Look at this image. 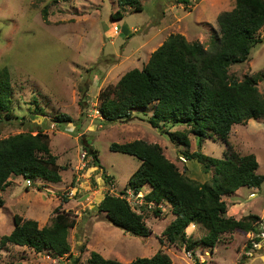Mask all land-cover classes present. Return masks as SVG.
Masks as SVG:
<instances>
[{
	"label": "rangeland",
	"instance_id": "rangeland-1",
	"mask_svg": "<svg viewBox=\"0 0 264 264\" xmlns=\"http://www.w3.org/2000/svg\"><path fill=\"white\" fill-rule=\"evenodd\" d=\"M140 2L142 11L131 12L129 7L122 9L117 0H0V70L9 69L11 109L17 115L0 121V138L43 130L50 135L52 153L63 167L58 183L41 181L27 187L30 184L23 177L11 181L3 192L0 238L14 229L15 214L38 217L43 226L51 223L59 207L78 221L70 230L71 256L55 258L47 252L9 245L0 252V264H87L91 251L129 263L137 257L153 256L160 249L171 256L173 264H198L195 259L205 264H264V236L257 232L223 233L214 250L197 246L186 251L182 242L160 243L164 229L175 216L168 205L162 207L165 210L159 217L145 208L144 218L151 231L147 237L122 230L96 209L107 192L118 195L125 190L140 165L134 156L111 151L114 142L143 139L158 143L181 171L188 168L192 178L205 182L212 176L204 173L197 161H186L182 153L185 146L172 141L167 133L187 130L186 125L153 127L148 119L155 105L135 111L128 121H103L99 94L105 87L116 85L127 71L142 68L171 33L212 49L213 36L219 32L218 16L232 10L235 0ZM44 7L48 20L43 15ZM118 9L124 16L115 20L111 14ZM261 35L264 38V27ZM258 73L262 78L259 90L264 93V39L251 49L247 61L230 67V74L239 79ZM60 114H69L73 122L56 123ZM190 138V151H195L198 142ZM229 142L242 155L258 154V173L264 174V118L235 124ZM85 147L99 151L102 167L93 164ZM228 150L229 145L215 137L206 139L202 146L205 154L217 158H223ZM150 190L146 185L135 196L128 190L127 199L136 211L141 212L143 195ZM250 194L255 196L247 201ZM223 199L228 204V216H238L236 205L244 203L243 213L262 215L255 225L260 232L264 230V183L258 189L241 187ZM188 230L191 232V228ZM206 234L207 229L196 225L190 235L199 241ZM254 242H259L258 248Z\"/></svg>",
	"mask_w": 264,
	"mask_h": 264
},
{
	"label": "trees",
	"instance_id": "trees-1",
	"mask_svg": "<svg viewBox=\"0 0 264 264\" xmlns=\"http://www.w3.org/2000/svg\"><path fill=\"white\" fill-rule=\"evenodd\" d=\"M117 2L122 9L131 8V12L143 9L140 0ZM42 11L46 18L47 7ZM123 16L121 9L111 14L115 20ZM217 21L219 32L213 36L212 49L200 41H189L180 33H171L142 68L127 71L116 85L105 87L99 94L103 121H128L135 111H146L155 105L148 119L153 127L162 129L169 123L187 126V130L165 132L172 141L185 146L183 158L197 161L204 173L212 175L210 179L201 182L192 178L187 167L181 171L158 143L143 139L114 142L110 145L111 151L134 156L140 160V165L130 176L125 190L118 195L107 192L96 207L113 225L132 235L147 237L151 231L144 218L145 208H151L159 217L165 210L162 207L168 205L175 218L164 229L160 243L164 240L182 242L186 251L195 250L197 246L214 250L223 233L260 232L256 226L261 220L259 215L250 213L240 219L228 216V204L223 197L231 196L241 187L260 188L264 183V174L258 173L256 155H242L229 142L235 124L264 118V93L258 86L261 74L245 75L242 79L230 74L232 65L247 61L251 49L263 42L264 0H235V7L222 12ZM11 82L9 69L2 68L0 121L17 117L11 109ZM55 122L71 123L73 118L60 114ZM190 136L198 142L195 151H190ZM212 137L229 145L223 158L202 151L206 139ZM86 150L92 155L93 164L102 167L99 151L92 147ZM57 160L58 156L51 150L50 135L43 130L0 138V209L5 205L3 192L13 176H22L33 185L41 181L61 182L63 167ZM146 185L151 190L144 194L145 206L138 212L126 195L129 190L135 196ZM76 218L57 207L51 223L40 226L35 219L15 214L14 229L0 238V252L9 245H16L38 253L47 252L55 258L71 256L69 235L77 225ZM191 224L203 226L207 234L199 241L192 239L187 234ZM195 260L199 264V259ZM87 264H173V260L162 249L153 256L137 257L129 263L91 251Z\"/></svg>",
	"mask_w": 264,
	"mask_h": 264
},
{
	"label": "crops",
	"instance_id": "crops-1",
	"mask_svg": "<svg viewBox=\"0 0 264 264\" xmlns=\"http://www.w3.org/2000/svg\"><path fill=\"white\" fill-rule=\"evenodd\" d=\"M257 158H258V162H259V167H260V156L257 154ZM16 177V178H15ZM20 177H22V176H13L12 178H11V181L13 182V181H17V179H19ZM11 184V183H10ZM255 189H258V188H255ZM238 191V190H237ZM251 193H255V192H251ZM254 196H255V194L253 195V194H250V198L247 200V201H249V200H251V199H253L254 198ZM245 204V203H244ZM243 204V205H244ZM242 204L241 205H236V208H237V210H239V215L238 216H234L235 218H237V219H240L241 217H243V216H246V215H248V214H245V213H243L244 212V209L242 208V206H243ZM241 208H242V210H241ZM251 214H256V215H259L260 217H262L263 218V216L262 215H260V214H258V213H252V212H250ZM249 213V214H250ZM174 216V215H173ZM175 218V216L173 217V219ZM35 220H39V218L38 217H36V219ZM39 222V224H40V226H41V221L39 220L38 221ZM44 226V225H43ZM189 228H191V232H189V230H188V228H187V233H188V235L189 236H191L190 234H192V233H194L195 232V230H196V224H191L190 226H189ZM244 232V231H243ZM247 236V235H246ZM245 236V237H246ZM119 260V259H118ZM248 263H250V258H249V260H248Z\"/></svg>",
	"mask_w": 264,
	"mask_h": 264
},
{
	"label": "built area",
	"instance_id": "built-area-1",
	"mask_svg": "<svg viewBox=\"0 0 264 264\" xmlns=\"http://www.w3.org/2000/svg\"><path fill=\"white\" fill-rule=\"evenodd\" d=\"M87 154V153H86ZM28 184H32V182L30 180H28ZM264 225V224H263ZM260 235H263L264 236V230L262 229V232H259ZM254 247L258 248L259 247V242H254Z\"/></svg>",
	"mask_w": 264,
	"mask_h": 264
},
{
	"label": "clouds",
	"instance_id": "clouds-1",
	"mask_svg": "<svg viewBox=\"0 0 264 264\" xmlns=\"http://www.w3.org/2000/svg\"><path fill=\"white\" fill-rule=\"evenodd\" d=\"M144 196V195H143ZM247 233V232H246Z\"/></svg>",
	"mask_w": 264,
	"mask_h": 264
}]
</instances>
